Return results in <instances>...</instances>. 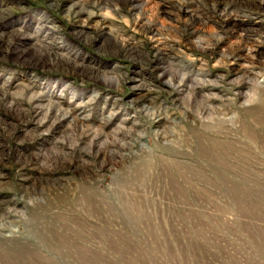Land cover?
<instances>
[{
    "label": "rangeland",
    "instance_id": "1",
    "mask_svg": "<svg viewBox=\"0 0 264 264\" xmlns=\"http://www.w3.org/2000/svg\"><path fill=\"white\" fill-rule=\"evenodd\" d=\"M0 264H264V0H0Z\"/></svg>",
    "mask_w": 264,
    "mask_h": 264
}]
</instances>
